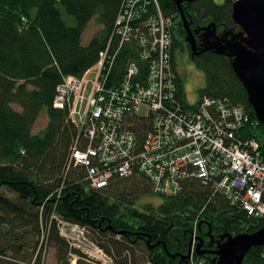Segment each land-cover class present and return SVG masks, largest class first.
Returning a JSON list of instances; mask_svg holds the SVG:
<instances>
[{
    "label": "trees",
    "instance_id": "16d2710c",
    "mask_svg": "<svg viewBox=\"0 0 264 264\" xmlns=\"http://www.w3.org/2000/svg\"><path fill=\"white\" fill-rule=\"evenodd\" d=\"M124 1L0 0V264H41L44 245L55 248L57 264H70L71 253L80 256L76 264H93L60 235L56 219L88 228L109 264H190L181 257L188 254L194 230L198 243H208L211 237L222 242L224 233H251L264 225V217L248 215L197 179L187 181L179 194L158 195L159 202L152 203L148 196L154 193L141 175L92 188L84 166H69L77 129L67 109L54 105L57 87L64 76L80 77L98 61ZM156 1L176 23L171 47L176 63L178 51H185L178 4ZM235 1L189 0L180 6L193 32L213 22L223 34L238 30L231 15ZM93 19L103 28L83 43ZM137 51L136 42L123 44L109 81L121 79ZM192 62L205 75L199 96L227 97L246 109L250 123L242 137L257 139L264 161V127L230 58L206 52ZM178 79L185 101L184 78L179 74ZM42 111L48 123L35 133ZM195 252L196 261L214 263L216 255ZM242 264H264V246L251 248Z\"/></svg>",
    "mask_w": 264,
    "mask_h": 264
},
{
    "label": "built area",
    "instance_id": "2783aa9c",
    "mask_svg": "<svg viewBox=\"0 0 264 264\" xmlns=\"http://www.w3.org/2000/svg\"><path fill=\"white\" fill-rule=\"evenodd\" d=\"M175 24L156 0H125L98 61L80 77H63L54 105L68 108L77 129L68 164L84 166L92 188L141 175L160 196L177 195L197 179L248 215L263 218L264 161L257 139L241 134L250 115L227 97L183 100L171 52ZM132 41L136 57L128 59L118 82L109 81L121 47ZM57 227L86 261L111 260L85 227L63 219ZM197 243L194 230L190 264H206L195 260ZM79 257L71 253L73 263Z\"/></svg>",
    "mask_w": 264,
    "mask_h": 264
},
{
    "label": "water",
    "instance_id": "95a60500",
    "mask_svg": "<svg viewBox=\"0 0 264 264\" xmlns=\"http://www.w3.org/2000/svg\"><path fill=\"white\" fill-rule=\"evenodd\" d=\"M175 1L186 32L185 40L191 46L192 55L212 51L230 58L234 73L245 87L248 102L264 127V0H236L231 15L238 30L218 35L216 24L209 23L203 28V37H205L203 39L207 41L200 52L196 51L194 32L180 6L185 0ZM221 239L223 241L213 251L216 255L213 264H242L251 248L264 246V225L251 233L241 232L236 235L224 233ZM202 246L201 240L196 247L198 254L209 252V250H201ZM191 250L190 242L188 254L181 258L188 259ZM172 256L175 257L176 254Z\"/></svg>",
    "mask_w": 264,
    "mask_h": 264
},
{
    "label": "rangeland",
    "instance_id": "374dc122",
    "mask_svg": "<svg viewBox=\"0 0 264 264\" xmlns=\"http://www.w3.org/2000/svg\"><path fill=\"white\" fill-rule=\"evenodd\" d=\"M103 25L96 22L94 19L90 21L83 33V43H87L96 33L102 30ZM178 70L182 77L184 78L185 83V92L186 96L190 101H196L199 98V91L205 86V75L203 71L195 67L192 60L186 57V51H178L177 55ZM16 108H19L17 105H14ZM144 110V108H143ZM48 123V116L45 111H42L37 121L34 124L33 132H39L45 128ZM149 202L158 203L160 196L151 194L148 196ZM54 217V216H53ZM57 218V217H56ZM57 220V219H56ZM88 236L91 238V232L87 228ZM46 235V231L44 232ZM111 261V260H110ZM108 260L107 264L110 263ZM33 264V262L31 263ZM41 264H57V258L55 253V248L49 245H44V248L41 252ZM70 264L73 263L70 260ZM144 264H152L150 262H145Z\"/></svg>",
    "mask_w": 264,
    "mask_h": 264
},
{
    "label": "flooded vegetation",
    "instance_id": "af4514ba",
    "mask_svg": "<svg viewBox=\"0 0 264 264\" xmlns=\"http://www.w3.org/2000/svg\"><path fill=\"white\" fill-rule=\"evenodd\" d=\"M189 0H185V2H187ZM232 31V30H230ZM185 32V31H184ZM217 34L220 35L222 32L219 31L218 27H217ZM228 31L226 32H223L224 33H227ZM194 35H195V39H196V51L197 52H200L201 49L204 48L205 46V43H206V39H203L205 37H203V30L199 32V30H194ZM222 35V34H221ZM230 36V35H228ZM185 37H186V32H185ZM185 37H184V40H185ZM185 51H186V57L189 58V59H193L194 56H198L202 53H206V52H212V51H205V52H201V53H195L192 55V50H191V46L188 42H186L185 40ZM184 51V52H185ZM223 241V239H222ZM221 242V240L219 239H214V237H211L209 242L208 243H203V246L201 247V250H209V252H206V253H203V254H214L213 251L217 249V245ZM215 255V254H214Z\"/></svg>",
    "mask_w": 264,
    "mask_h": 264
},
{
    "label": "bare ground",
    "instance_id": "6f19581e",
    "mask_svg": "<svg viewBox=\"0 0 264 264\" xmlns=\"http://www.w3.org/2000/svg\"><path fill=\"white\" fill-rule=\"evenodd\" d=\"M66 109H67V112H68V108L67 107H65ZM68 115H69V112H68Z\"/></svg>",
    "mask_w": 264,
    "mask_h": 264
}]
</instances>
